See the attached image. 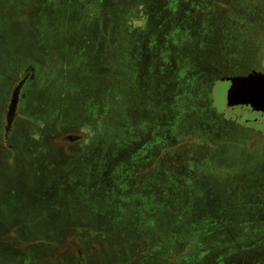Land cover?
Here are the masks:
<instances>
[{
  "label": "rangeland",
  "instance_id": "374dc122",
  "mask_svg": "<svg viewBox=\"0 0 264 264\" xmlns=\"http://www.w3.org/2000/svg\"><path fill=\"white\" fill-rule=\"evenodd\" d=\"M27 68L0 264H264V0H0Z\"/></svg>",
  "mask_w": 264,
  "mask_h": 264
},
{
  "label": "flooded vegetation",
  "instance_id": "af4514ba",
  "mask_svg": "<svg viewBox=\"0 0 264 264\" xmlns=\"http://www.w3.org/2000/svg\"><path fill=\"white\" fill-rule=\"evenodd\" d=\"M28 70L29 69L27 68L25 75L15 84V86L9 93L10 95L7 98L5 96L3 97L0 94V127H5L6 136H8L11 133V131L13 130V127H17L20 124V121L17 120L18 110L21 105H25L26 103L27 91L25 89V86L28 83L29 78L31 77V71L30 70L28 71ZM18 87H20V89L18 92L17 108H16L14 115L10 117V114H9L10 105L12 103V98L14 97V92ZM4 99L7 100V105H5V108L3 107Z\"/></svg>",
  "mask_w": 264,
  "mask_h": 264
},
{
  "label": "water",
  "instance_id": "95a60500",
  "mask_svg": "<svg viewBox=\"0 0 264 264\" xmlns=\"http://www.w3.org/2000/svg\"><path fill=\"white\" fill-rule=\"evenodd\" d=\"M23 83V82H22ZM20 87H18L15 92H14V97L12 98V103L10 105V109H9V114L10 117H12L16 111L17 108V102H18V92H19Z\"/></svg>",
  "mask_w": 264,
  "mask_h": 264
}]
</instances>
